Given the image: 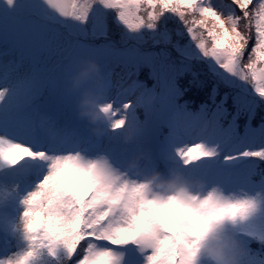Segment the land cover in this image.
Here are the masks:
<instances>
[{"label":"snow or ice","instance_id":"1","mask_svg":"<svg viewBox=\"0 0 264 264\" xmlns=\"http://www.w3.org/2000/svg\"><path fill=\"white\" fill-rule=\"evenodd\" d=\"M157 87L203 99L188 126L153 119ZM21 184L25 248L0 264H198L228 225L264 264V229L240 227L264 213V0H0V203Z\"/></svg>","mask_w":264,"mask_h":264},{"label":"clouds","instance_id":"2","mask_svg":"<svg viewBox=\"0 0 264 264\" xmlns=\"http://www.w3.org/2000/svg\"><path fill=\"white\" fill-rule=\"evenodd\" d=\"M98 72V65L94 61H87L86 67L82 72L73 79V85L76 86L80 79L89 73ZM90 101H81L79 115L88 117L90 120H95L100 114L93 111L90 107H85V104H90ZM153 177H158L153 179ZM145 182L149 183L152 190L159 195L168 196L177 194L182 190L190 192L198 191V188L193 185L189 187L186 182L177 181L171 176H161L159 173H153L145 178ZM241 248L240 241L232 231L225 229L219 233H212L203 242L200 251V257L206 259L208 264H242V257L239 254Z\"/></svg>","mask_w":264,"mask_h":264},{"label":"rangeland","instance_id":"3","mask_svg":"<svg viewBox=\"0 0 264 264\" xmlns=\"http://www.w3.org/2000/svg\"><path fill=\"white\" fill-rule=\"evenodd\" d=\"M86 67V64L84 67H82L76 74L75 77H77L82 70ZM144 72V79L143 81L148 87H153L155 84V80L151 77L150 75V70L147 68H144L142 70ZM85 75L84 77H86ZM73 77V79L75 78ZM74 86V85H73ZM156 91H158V99H161V97L164 95L163 90L159 87L156 88ZM162 102H157L156 105L161 104ZM164 103V102H163ZM88 105V104H86ZM157 112L154 113L153 118H159L161 115L164 119L166 110L165 108L157 107ZM192 117L187 116L181 124L177 126V129H183L186 126H188L192 122ZM29 165L25 164L22 165L21 168L18 167L19 169H23L24 167H28ZM198 173L194 172V175ZM38 182V181H37ZM34 186V185H33ZM31 187H26L24 184H21L20 190L18 193L14 194V198H11L7 203V207H5V203H0V222H1V230H0V257L8 256L9 253H18L20 250L25 248V244L21 241V234L19 231H14V228L19 224L20 222V215L23 211V207L20 204L21 198L26 195L27 191H30ZM249 191H252L249 189ZM4 197L3 194L0 193V201H3ZM13 201L12 206H10V203ZM4 208V209H3ZM3 209V210H2ZM249 223H254V225L264 226V213L258 215L257 217H254ZM262 226V227H263ZM43 260V264H48L49 262V256L47 254H43L41 256ZM40 258V259H41ZM56 261V260H55ZM40 263L39 261H37ZM198 264H208V261L206 259L199 260Z\"/></svg>","mask_w":264,"mask_h":264},{"label":"trees","instance_id":"4","mask_svg":"<svg viewBox=\"0 0 264 264\" xmlns=\"http://www.w3.org/2000/svg\"><path fill=\"white\" fill-rule=\"evenodd\" d=\"M144 77H145L144 72L141 71V73L139 74L137 79L139 81L145 83L143 81ZM157 93H158V91H157ZM81 101H89V97H88L86 91L82 92L79 99H78V109L79 110H80V106H81ZM157 102H161V99L157 100ZM201 103H203L202 98L192 99V98H190L189 93H185L183 95H174L172 99L168 100L167 102L155 105V107L157 106L159 108H161V107L165 108L166 114H165L164 120L169 124L170 127L177 128V126L179 124H181L187 116H191L193 119V116L190 114L195 113L198 110L199 105ZM84 106L89 107V105H86V104ZM139 115H140V118L142 120L145 118V114L143 113L142 110L139 113ZM85 118H88V117H85ZM153 119L155 120L158 118H153ZM18 167L21 168V166H18ZM12 204H13V201L10 203V206H12ZM5 207H7L6 204H5ZM1 226L2 225L0 222V228H1ZM262 226L263 225L258 226V225H254V223L250 224L248 222L247 224L241 225L240 227L244 228V229H249V230L256 229V228L264 229V226L263 227ZM227 228L230 231H236V229L233 228V226H231V225H228ZM203 259L204 258L200 257V260H203ZM48 260H49L48 264H57V261H55V259H53V258H49ZM39 262L40 263H38L36 261V262H34V264H43L42 258L39 260Z\"/></svg>","mask_w":264,"mask_h":264}]
</instances>
